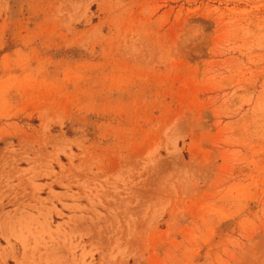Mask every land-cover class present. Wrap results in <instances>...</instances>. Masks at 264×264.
Masks as SVG:
<instances>
[{
  "label": "rangeland",
  "instance_id": "374dc122",
  "mask_svg": "<svg viewBox=\"0 0 264 264\" xmlns=\"http://www.w3.org/2000/svg\"><path fill=\"white\" fill-rule=\"evenodd\" d=\"M0 264H264V0H0Z\"/></svg>",
  "mask_w": 264,
  "mask_h": 264
}]
</instances>
